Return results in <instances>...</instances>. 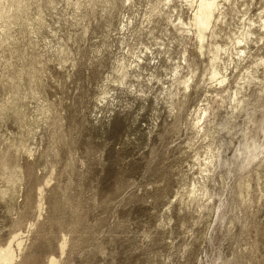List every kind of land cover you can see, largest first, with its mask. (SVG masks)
Returning a JSON list of instances; mask_svg holds the SVG:
<instances>
[{
  "label": "rangeland",
  "instance_id": "1",
  "mask_svg": "<svg viewBox=\"0 0 264 264\" xmlns=\"http://www.w3.org/2000/svg\"><path fill=\"white\" fill-rule=\"evenodd\" d=\"M198 4L0 0V264H264V0Z\"/></svg>",
  "mask_w": 264,
  "mask_h": 264
},
{
  "label": "bare ground",
  "instance_id": "2",
  "mask_svg": "<svg viewBox=\"0 0 264 264\" xmlns=\"http://www.w3.org/2000/svg\"><path fill=\"white\" fill-rule=\"evenodd\" d=\"M198 1L199 4L193 21H194V26L197 29L198 39L201 43H203L205 39V33L208 29H210L213 20L215 19L216 12L219 9V0H198ZM182 26L184 27L183 23ZM217 60L218 57L215 55L212 60L214 65ZM218 76H220V73L214 70L212 78L216 79ZM224 83H225V79L222 78L220 84H224ZM186 87L188 88V86Z\"/></svg>",
  "mask_w": 264,
  "mask_h": 264
}]
</instances>
